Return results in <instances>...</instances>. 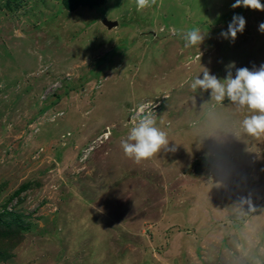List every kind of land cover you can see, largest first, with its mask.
Here are the masks:
<instances>
[{"label": "rangeland", "instance_id": "rangeland-1", "mask_svg": "<svg viewBox=\"0 0 264 264\" xmlns=\"http://www.w3.org/2000/svg\"><path fill=\"white\" fill-rule=\"evenodd\" d=\"M235 2L0 0V213L29 226L0 264H264V134L242 127L258 113L191 88L264 66V10ZM149 113L169 143L136 163L121 141Z\"/></svg>", "mask_w": 264, "mask_h": 264}, {"label": "clouds", "instance_id": "clouds-1", "mask_svg": "<svg viewBox=\"0 0 264 264\" xmlns=\"http://www.w3.org/2000/svg\"><path fill=\"white\" fill-rule=\"evenodd\" d=\"M155 3L156 0H134L138 12H143ZM239 6L264 10V4L261 3V0H236L232 5L233 8ZM245 25L246 20L243 16L234 15L227 31H223L221 35L225 38L230 37L234 41L237 33L243 32ZM259 29L264 32V23L260 24ZM204 36L199 28L189 29L182 33L185 47L200 45ZM198 87L205 91L211 90L212 98L218 103H222L227 97L230 102L240 107L246 106L251 111L258 113L246 118L242 122V127L249 135L260 136L264 134V66L258 70H250L247 67L238 68L235 77L229 70L223 81L209 71H204L203 78L197 77L191 83L193 90ZM142 113H144V106H141L139 110V114ZM168 143L167 133L156 126L155 119L149 113L143 115L130 128L127 138L121 141V147L128 158L140 163L156 156ZM168 150L175 152L176 148L173 146Z\"/></svg>", "mask_w": 264, "mask_h": 264}, {"label": "trees", "instance_id": "trees-1", "mask_svg": "<svg viewBox=\"0 0 264 264\" xmlns=\"http://www.w3.org/2000/svg\"><path fill=\"white\" fill-rule=\"evenodd\" d=\"M63 3V6L68 10H74L79 7H89V8H96L100 6L103 2V0H61ZM28 184L22 185L18 190L15 191L13 195H19L20 192L27 188ZM6 208V206H5ZM13 217L9 222L4 221L7 216ZM22 215L17 214L16 212L8 211L7 209L4 210L3 213H0V224L2 223L4 225V229L0 231V252L2 251V254L0 256L2 258H5L4 253L7 252V250H4L6 247H3L4 244H15L14 239L10 238L15 236L16 234H20L22 230L28 229V224H24L25 222L21 220ZM12 242V243H10ZM14 242V243H13Z\"/></svg>", "mask_w": 264, "mask_h": 264}, {"label": "water", "instance_id": "water-1", "mask_svg": "<svg viewBox=\"0 0 264 264\" xmlns=\"http://www.w3.org/2000/svg\"><path fill=\"white\" fill-rule=\"evenodd\" d=\"M103 23L108 26V28H113L118 26L119 21L118 20H111L108 18H104Z\"/></svg>", "mask_w": 264, "mask_h": 264}]
</instances>
